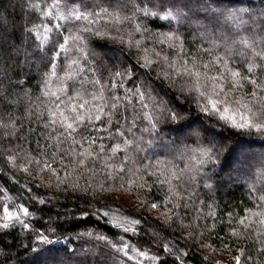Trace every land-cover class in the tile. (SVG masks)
<instances>
[{"label": "trees", "instance_id": "16d2710c", "mask_svg": "<svg viewBox=\"0 0 264 264\" xmlns=\"http://www.w3.org/2000/svg\"><path fill=\"white\" fill-rule=\"evenodd\" d=\"M210 2L0 0V264H264V0Z\"/></svg>", "mask_w": 264, "mask_h": 264}, {"label": "snow or ice", "instance_id": "6c2138e0", "mask_svg": "<svg viewBox=\"0 0 264 264\" xmlns=\"http://www.w3.org/2000/svg\"><path fill=\"white\" fill-rule=\"evenodd\" d=\"M27 2H28V0H25L26 4H27ZM197 3H200V0H197ZM218 3H219V0H211L210 3L204 4V16H205V18L209 19L210 17H209L208 14L209 13H213V16L211 17V19H214L217 22L221 18H223L225 20L231 19V20L234 21L235 18H236V12L231 11V10H227V15H225L224 11L217 12V10L212 7V4H218ZM31 7L35 8L36 5L32 4ZM237 11H245V10L244 9H239ZM165 18H167V17H165ZM76 19H87V17L83 16V15H78L76 17ZM0 24H2V21H0ZM84 30L87 31V28H85ZM29 32H31V29H29ZM74 39L78 40L80 38L76 37ZM117 75H119V73H117ZM3 93H4L3 86L0 85V94H3ZM201 95H204V93H201ZM0 98H2V95H0ZM94 98H96V97H94ZM100 98H102V97H100ZM211 103H212V109L213 110H218L217 109V103L216 102H211ZM88 104H89V101L85 100L83 103H80L78 106L77 105H72L71 106V111H72V113L75 114L71 118L73 122L64 123V121H68L69 120V117L64 115L63 112H61L60 116L63 117V120L59 122L60 123V127H63L66 130H71L72 132H74V131H76V127H74V124H76V125H85V127H87V124L91 123L93 121V119L96 120V121H99V120H101L102 116H105V115H109L110 116V113H105L103 105L95 106L94 108L90 107L88 109V111H86V112H78V108L83 110V109H85V106L88 105ZM59 107H60V105L57 104V109H59ZM111 107L113 109H115L117 107V105L113 104V105H111ZM224 111L227 112L228 109L225 108ZM51 115L53 117V120L51 122L53 124H56L58 122L57 119H56L57 111L53 110L51 112ZM222 119L228 120L229 117L228 116H222ZM231 119L234 121L236 119L235 115H233L231 117ZM240 120L242 122L236 123V124H234V126L240 127V128L253 126V124L249 123L247 117L244 116L243 114H240ZM257 126L260 127L261 125H257ZM69 134H71V133H69ZM121 135H123V134L121 133ZM101 147H103V146H101ZM119 150H120V145H118V144L111 148V151H112L113 154H115ZM81 155H84V153H81ZM87 155L91 156V152H88ZM46 167H50V166L46 165ZM151 207L152 208H157V205L156 204H152ZM21 211L23 212V214L25 216H28L30 214L27 208H23V209H21ZM3 219L5 221H13V220H15L17 223H22L25 228L28 227V224H26L23 221H21L20 217L18 215L14 216L13 213L9 210V208L7 206L3 207ZM0 226H2L3 228L6 229V228L9 227V223H3ZM125 231H127V229H125ZM37 235L40 236V241L43 244L48 245V244H52L53 243V241L49 240L46 235H40L39 233ZM89 235H91V233H89ZM98 238L101 239V240H105L106 239L104 236H99ZM127 247H128L127 245H123L122 249H118V251L119 250H123L124 248H127ZM47 251H52V249H47ZM57 251H59V250H57ZM64 251H65V253H67V251H68L67 248H65ZM162 251H163V249H162ZM125 255H127V253H125ZM140 255H143V253L141 252ZM37 258H39V257H37ZM129 259H131V257H129ZM237 264H239L238 260H237Z\"/></svg>", "mask_w": 264, "mask_h": 264}, {"label": "rangeland", "instance_id": "374dc122", "mask_svg": "<svg viewBox=\"0 0 264 264\" xmlns=\"http://www.w3.org/2000/svg\"><path fill=\"white\" fill-rule=\"evenodd\" d=\"M221 38V37H220ZM223 38V37H222ZM218 41H220V39L218 40ZM199 126L198 125H196V127L195 128H198ZM169 154V153H168ZM170 156H176V157H178L179 156V154H177L175 151H173V150H171V153H170ZM128 200H130V198H128ZM150 211H149V213L153 216V217H155V216H160V214H161V211L159 210V209H157V208H152V207H150Z\"/></svg>", "mask_w": 264, "mask_h": 264}]
</instances>
